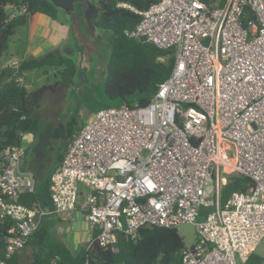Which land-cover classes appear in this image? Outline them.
Wrapping results in <instances>:
<instances>
[{
  "label": "built area",
  "instance_id": "2783aa9c",
  "mask_svg": "<svg viewBox=\"0 0 264 264\" xmlns=\"http://www.w3.org/2000/svg\"><path fill=\"white\" fill-rule=\"evenodd\" d=\"M117 6L139 16L127 36L172 51L171 72L145 105L100 109L77 132L50 173L49 206L18 202L36 181L22 143L2 151L0 264L44 216L74 220L81 193L93 240L113 252L121 232L135 241L145 226L190 223L198 240L178 264H244L264 242V0ZM232 176L252 186L222 200Z\"/></svg>",
  "mask_w": 264,
  "mask_h": 264
},
{
  "label": "trees",
  "instance_id": "16d2710c",
  "mask_svg": "<svg viewBox=\"0 0 264 264\" xmlns=\"http://www.w3.org/2000/svg\"><path fill=\"white\" fill-rule=\"evenodd\" d=\"M157 1L97 0L94 4L95 25L100 30L108 31L111 37L104 92L109 98H119V106L145 105L171 72L172 51L162 50L152 43L127 36L125 31L135 27L139 16L127 8L117 6L118 2H126L139 10H145ZM203 1L210 7L226 3V0ZM22 3L27 7L25 15L14 18L4 15L9 5L18 6ZM59 10L50 0H0V56L8 49L9 39L16 27L25 23L28 17L45 14L55 19ZM47 67L57 70L61 68L66 71L64 75L74 69L70 59L53 52L40 57H27L16 67L6 66L0 69V155L5 148L20 145L24 136H36L38 123L35 111L42 96L48 90H54V85L68 82L64 77L53 85H41L28 90L19 81L28 71L43 69L46 72ZM78 131L67 135L68 141L66 140L58 157V164ZM49 176L50 174L43 178L41 191L36 187L32 193L20 195L18 202L26 206L34 203L49 206ZM251 186L252 181L248 177L232 176L222 188L221 198L226 200L233 192L247 191ZM96 234L97 230L93 231V239ZM27 247L31 249L28 264H178L180 253L186 248L176 227L145 226L139 230L135 241L121 232L118 252L101 246L95 240L72 252L63 243L48 239L42 222L21 251ZM21 251L15 253L7 264H21ZM244 264H264V256L253 250Z\"/></svg>",
  "mask_w": 264,
  "mask_h": 264
},
{
  "label": "rangeland",
  "instance_id": "374dc122",
  "mask_svg": "<svg viewBox=\"0 0 264 264\" xmlns=\"http://www.w3.org/2000/svg\"><path fill=\"white\" fill-rule=\"evenodd\" d=\"M96 1L92 0L93 4ZM58 15H61L60 19L67 23L70 34V41L61 47V56L70 59L74 69L64 75L66 71L61 68L57 70L54 67H47L46 72H43V69L28 71L25 77L20 78V82L28 90L41 85H53L55 81L62 80L64 77L68 80L65 84L54 85V90L44 93L35 111L38 123L37 134L33 138L31 135L24 136L22 141L25 148L22 168L28 169L32 174L40 177V180L49 175L52 168L58 164V157L66 140L68 141L66 137L70 132L78 131L98 110L118 107L121 103L119 98H109L104 92L108 77L107 60L111 49L110 33L100 30L94 40L88 39L85 35V24L79 4H76L75 11L69 19L65 18L62 10L58 11ZM25 30V27H18L15 35L22 38ZM11 50L12 42L9 43L8 51L0 56V61L6 60ZM39 182L37 186L41 191ZM84 200V193H81L79 202L83 203ZM48 217L44 216V222ZM52 217L57 219L56 215ZM73 223L64 222L59 226L70 227ZM175 227L186 248L197 242L198 235L193 224L182 223ZM45 228L48 239L56 238L54 232L57 225L49 224ZM79 249L80 246L77 250ZM262 249H264V242L260 243L257 249L264 256ZM30 251L29 247L21 251V264L30 262Z\"/></svg>",
  "mask_w": 264,
  "mask_h": 264
},
{
  "label": "crops",
  "instance_id": "0c3cea01",
  "mask_svg": "<svg viewBox=\"0 0 264 264\" xmlns=\"http://www.w3.org/2000/svg\"><path fill=\"white\" fill-rule=\"evenodd\" d=\"M60 18H62L61 15L53 19L45 14H35L28 17L25 23L17 26L16 29L18 27H25L26 30L22 38L20 37L21 40L15 35V29L8 42V49L9 43L12 42L11 54L6 60L0 61V69L10 66L12 62H16L18 65L24 58L40 57L49 52L62 55L61 47L65 46L70 41V34L67 23ZM8 49L6 51H8ZM56 165L54 167H56ZM34 178L36 187L38 188L37 182L40 181L39 183L41 185L42 180L36 175H34ZM81 206L82 203L77 206L75 218L72 221L60 214L49 215L45 222L42 219L45 227L49 224L57 225L54 232L56 238L53 240L63 243L72 252H76L79 246L82 247L91 243L93 241V231H95V229H92L88 224L85 218V210ZM53 215H56L57 219H54V217H52ZM64 222L74 223L70 227L59 226V224H63Z\"/></svg>",
  "mask_w": 264,
  "mask_h": 264
},
{
  "label": "water",
  "instance_id": "95a60500",
  "mask_svg": "<svg viewBox=\"0 0 264 264\" xmlns=\"http://www.w3.org/2000/svg\"><path fill=\"white\" fill-rule=\"evenodd\" d=\"M57 8L63 11L66 19L71 17L75 11V4H79L82 10V16L85 24V35L88 39L94 40L99 34L100 29L95 25V5L92 0H50ZM9 13L6 9L4 15Z\"/></svg>",
  "mask_w": 264,
  "mask_h": 264
}]
</instances>
